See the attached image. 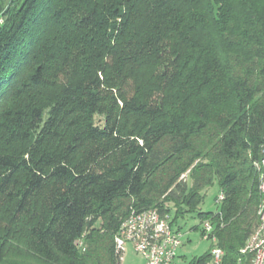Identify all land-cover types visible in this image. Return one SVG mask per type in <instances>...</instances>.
I'll return each instance as SVG.
<instances>
[{
  "label": "trees",
  "instance_id": "16d2710c",
  "mask_svg": "<svg viewBox=\"0 0 264 264\" xmlns=\"http://www.w3.org/2000/svg\"><path fill=\"white\" fill-rule=\"evenodd\" d=\"M0 17V264H122L116 235L149 210L211 222L223 264H252L264 0H10Z\"/></svg>",
  "mask_w": 264,
  "mask_h": 264
},
{
  "label": "built area",
  "instance_id": "2783aa9c",
  "mask_svg": "<svg viewBox=\"0 0 264 264\" xmlns=\"http://www.w3.org/2000/svg\"><path fill=\"white\" fill-rule=\"evenodd\" d=\"M2 24L3 18L0 17V25ZM255 166L260 174V224L241 253L253 254L252 264H264V145L262 158ZM223 200L224 195L220 193L216 204L219 205ZM202 236L212 245L209 264H223L225 252L217 245L211 222L206 221L202 224ZM183 238V232L171 226L169 217H162L157 210H149L133 213L121 226L115 242L117 252L120 254L124 253L125 245L131 243L135 251L143 257L145 264H182L179 251L183 245ZM78 247L85 251L83 241L78 242Z\"/></svg>",
  "mask_w": 264,
  "mask_h": 264
},
{
  "label": "rangeland",
  "instance_id": "374dc122",
  "mask_svg": "<svg viewBox=\"0 0 264 264\" xmlns=\"http://www.w3.org/2000/svg\"><path fill=\"white\" fill-rule=\"evenodd\" d=\"M10 0H0L1 6L6 7ZM97 125H102V119L96 118ZM219 195L218 184L215 183L213 187L204 191V202L200 206L202 212H216L218 205L215 203V198ZM200 227L195 230L196 226ZM179 226L182 227L184 234L183 245L179 251L180 261L182 264L189 263L190 260L198 258L207 253L211 248V242L204 240L202 236V224L191 217L187 216L185 219L179 221ZM176 228V227H175ZM122 264H145L143 257L138 254L131 243H127L124 247L122 256Z\"/></svg>",
  "mask_w": 264,
  "mask_h": 264
}]
</instances>
